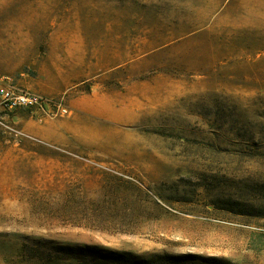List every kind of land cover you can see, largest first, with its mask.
<instances>
[{
	"label": "rangeland",
	"instance_id": "rangeland-1",
	"mask_svg": "<svg viewBox=\"0 0 264 264\" xmlns=\"http://www.w3.org/2000/svg\"><path fill=\"white\" fill-rule=\"evenodd\" d=\"M1 85L69 113L0 126V264H264V0H0Z\"/></svg>",
	"mask_w": 264,
	"mask_h": 264
},
{
	"label": "built area",
	"instance_id": "built-area-1",
	"mask_svg": "<svg viewBox=\"0 0 264 264\" xmlns=\"http://www.w3.org/2000/svg\"><path fill=\"white\" fill-rule=\"evenodd\" d=\"M53 103V104H52ZM52 105L53 110H48ZM40 109L52 115H66L69 108L62 103L49 102L43 95L28 89H20L14 86H0V126L16 137L32 138L30 134L22 129L13 127L7 119V114L17 109ZM3 114V115H2Z\"/></svg>",
	"mask_w": 264,
	"mask_h": 264
},
{
	"label": "trees",
	"instance_id": "trees-1",
	"mask_svg": "<svg viewBox=\"0 0 264 264\" xmlns=\"http://www.w3.org/2000/svg\"><path fill=\"white\" fill-rule=\"evenodd\" d=\"M87 251L89 252L85 255L74 256L75 261L69 264H157L154 260H134L122 254L109 258L107 255H99L92 248Z\"/></svg>",
	"mask_w": 264,
	"mask_h": 264
}]
</instances>
